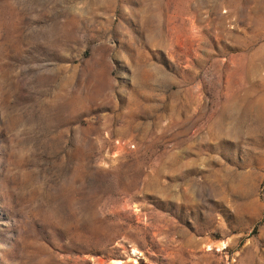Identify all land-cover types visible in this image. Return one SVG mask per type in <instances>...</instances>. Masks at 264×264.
Instances as JSON below:
<instances>
[{
    "label": "rangeland",
    "instance_id": "rangeland-1",
    "mask_svg": "<svg viewBox=\"0 0 264 264\" xmlns=\"http://www.w3.org/2000/svg\"><path fill=\"white\" fill-rule=\"evenodd\" d=\"M0 264H264V0H0Z\"/></svg>",
    "mask_w": 264,
    "mask_h": 264
},
{
    "label": "bare ground",
    "instance_id": "bare-ground-1",
    "mask_svg": "<svg viewBox=\"0 0 264 264\" xmlns=\"http://www.w3.org/2000/svg\"><path fill=\"white\" fill-rule=\"evenodd\" d=\"M223 247V246H222ZM117 263H120L121 261H116Z\"/></svg>",
    "mask_w": 264,
    "mask_h": 264
}]
</instances>
